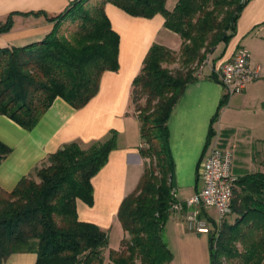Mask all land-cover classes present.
Masks as SVG:
<instances>
[{"label": "trees", "instance_id": "obj_1", "mask_svg": "<svg viewBox=\"0 0 264 264\" xmlns=\"http://www.w3.org/2000/svg\"><path fill=\"white\" fill-rule=\"evenodd\" d=\"M248 1L178 0L170 10L167 0H74L54 17L35 12L54 21L43 39L0 47V114L31 130L58 96L81 108L98 92L103 73L119 69L120 36L106 13L107 3L135 16L161 13L166 27L182 38L179 51L154 44L133 82L147 165L118 212L126 233L120 247L110 248L109 232L80 220L77 210L78 199L94 202L92 179L116 147L112 132L88 148L65 144L37 170L38 180L23 177L11 192L0 188V264L18 252L37 253V264L171 263L174 254L163 237L175 189L169 118L198 75L192 65L229 42ZM13 15L0 24L1 33L13 27ZM177 53L187 68L174 73L164 62L176 60ZM227 101L226 94L221 106ZM10 152L0 140V164ZM235 175L229 214L234 219L224 220L218 235L211 236L212 264H264V171Z\"/></svg>", "mask_w": 264, "mask_h": 264}, {"label": "crops", "instance_id": "obj_2", "mask_svg": "<svg viewBox=\"0 0 264 264\" xmlns=\"http://www.w3.org/2000/svg\"><path fill=\"white\" fill-rule=\"evenodd\" d=\"M72 1L0 0V23L14 13L13 27L0 32V47L43 39L54 27V21L45 14L57 16ZM177 3L178 0H167V8L172 10ZM39 11L45 14L35 13ZM106 13L120 36L119 69L103 73L98 92L81 108L58 96L31 130L0 114V140L11 147L0 164V188L11 192L23 177L38 180L37 170L65 144L77 142L88 148L116 132V147L92 179L93 204L77 201L80 220L109 232L117 223L122 226L118 217L121 203L137 188L147 165L141 154L144 141L140 121L132 105L134 79L154 44L179 51L182 38L166 27L161 13L151 18L135 16L113 3L106 4ZM241 45L251 52V66L261 65L264 71V0L247 2L233 37L227 44L218 45L196 79L187 84L170 115L169 140L175 162V191L180 200H186L199 188L203 161L216 144L233 151L237 175L264 171V148L255 146V140L264 145V77L249 83L243 92L228 95L227 103L221 106L226 93L218 71ZM210 209L215 208L207 209L212 223L218 215L211 214ZM212 234L189 228L184 213H172L163 230L174 254L170 264H212ZM125 235L123 228L120 245ZM106 256L108 262L109 250ZM37 258L35 252H18L4 264H37Z\"/></svg>", "mask_w": 264, "mask_h": 264}, {"label": "built area", "instance_id": "obj_3", "mask_svg": "<svg viewBox=\"0 0 264 264\" xmlns=\"http://www.w3.org/2000/svg\"><path fill=\"white\" fill-rule=\"evenodd\" d=\"M263 77L262 66H251V52L243 45L236 49L232 58L224 62L218 71V80L229 96L243 92L249 83ZM233 167V151L218 144L214 145L203 161L197 191L186 200L178 199L175 189L172 192V213H184L191 229L213 233L207 209L213 207L217 210V224L222 223L232 211L237 181Z\"/></svg>", "mask_w": 264, "mask_h": 264}, {"label": "rangeland", "instance_id": "obj_4", "mask_svg": "<svg viewBox=\"0 0 264 264\" xmlns=\"http://www.w3.org/2000/svg\"><path fill=\"white\" fill-rule=\"evenodd\" d=\"M2 24V23H0ZM7 32V31H6ZM3 33V32H2ZM177 59L174 61H170V62H164L165 67H167V69L171 70L172 72L176 73L177 71H183L186 70L187 67L184 66V64L182 63V59H180V54L177 53ZM212 54L207 55V58L201 62H195L192 67H195V69L199 72L200 70H202L203 66L207 63V61L209 60L210 56ZM263 79V78H262ZM145 99H142L141 102L144 103ZM133 110H136V105L133 103ZM246 142V140H245ZM255 146L260 149V148H264V145H262V143H259L257 140H255ZM247 147L245 145H243L242 150H245ZM209 212L213 215H218L217 211L215 209H210ZM218 217V216H217ZM234 219V215L231 214L228 217H225L222 221V223L224 222V220H233ZM222 223L217 224L212 222L210 224V226H212L213 232H215L216 235H218V230L220 229ZM118 225H116L112 230L109 231V243H110V247L112 248H118V246L120 245V239L122 237V226L120 227V224L117 223ZM217 224V226H216Z\"/></svg>", "mask_w": 264, "mask_h": 264}, {"label": "water", "instance_id": "obj_5", "mask_svg": "<svg viewBox=\"0 0 264 264\" xmlns=\"http://www.w3.org/2000/svg\"><path fill=\"white\" fill-rule=\"evenodd\" d=\"M172 180H173V187H176L177 186V180H176L175 172L173 173Z\"/></svg>", "mask_w": 264, "mask_h": 264}]
</instances>
